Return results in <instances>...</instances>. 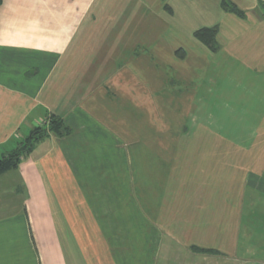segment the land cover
Segmentation results:
<instances>
[{
    "label": "crops",
    "instance_id": "obj_1",
    "mask_svg": "<svg viewBox=\"0 0 264 264\" xmlns=\"http://www.w3.org/2000/svg\"><path fill=\"white\" fill-rule=\"evenodd\" d=\"M227 2L240 14L226 11ZM208 28L217 30L214 52L193 37ZM163 68L176 79H167L171 84L194 83L197 72L213 74L199 76L205 84L215 77L219 82L220 75L222 97L232 100V109L219 113L248 116L253 134L243 143L249 149L246 176L241 188L235 186L240 197L232 251L197 256L264 264V0H1L0 157L49 116L73 131L91 132L112 108L129 103L143 109L164 81ZM255 117L262 122L252 124ZM54 144L51 137L39 143L20 171L0 175V243L13 244V227L22 228L13 244L16 260L24 251L34 255L33 248L40 258L49 255L48 264H64L72 252L74 263L84 257L77 236L63 229L70 224L61 196L73 176L62 169L65 158L56 156ZM232 170L238 180V160ZM42 244L56 250L48 254ZM243 244L253 245V252H240Z\"/></svg>",
    "mask_w": 264,
    "mask_h": 264
},
{
    "label": "rangeland",
    "instance_id": "obj_2",
    "mask_svg": "<svg viewBox=\"0 0 264 264\" xmlns=\"http://www.w3.org/2000/svg\"><path fill=\"white\" fill-rule=\"evenodd\" d=\"M225 55L231 59L230 52ZM238 55L250 59L248 51ZM231 70L230 62L226 71ZM162 72L165 77L155 90L158 93L153 100L143 101V109L129 103L112 108L110 116L98 119L105 121L97 123L96 130L80 132L66 126L69 134L58 137L49 132L55 116L35 127L48 134L42 143L50 137L55 140L56 156L65 158L62 169L73 176L64 182L68 194L61 196L70 224L63 229L77 236L84 257L74 263L72 252L64 264L232 263V259L206 255L231 252L234 246L235 203L240 197L235 186L238 183L241 188L246 176L249 149L243 143L248 135L253 136L247 131L248 116L219 113L232 109V100L222 97L220 75L219 82L215 77L214 83L205 84L199 76L208 74L211 79L213 74L197 72L194 83L171 84L167 82L169 69ZM259 118L251 123L262 122ZM30 154L7 172L20 171ZM236 160L240 163L238 180L232 174ZM219 171L224 176L217 175ZM52 176L55 179V171ZM13 228L16 232L9 236L15 243L21 240L22 228ZM55 234L63 237L61 231ZM11 244L8 239L0 243V251L7 256L1 264H45L49 259L43 252L40 258L39 250L33 248L34 255L24 251L23 260H16L18 251ZM240 248V252H253L251 244ZM41 250L49 254L56 249L54 244H42Z\"/></svg>",
    "mask_w": 264,
    "mask_h": 264
},
{
    "label": "trees",
    "instance_id": "obj_3",
    "mask_svg": "<svg viewBox=\"0 0 264 264\" xmlns=\"http://www.w3.org/2000/svg\"><path fill=\"white\" fill-rule=\"evenodd\" d=\"M1 4V0H0ZM224 8L226 11H230L236 15L240 13L231 5L224 3ZM217 34L216 28L200 29L196 31L193 35L194 39L208 48L210 51L214 52L216 50L215 37ZM50 133L55 134L58 137H63L69 134L68 127L64 125L62 119L58 117H53L49 129ZM48 134H41V129L34 128L28 136L24 138L19 144V147L9 153L8 155H3L0 158V175L6 173L9 170H13L18 167L20 159L23 155H28L33 151L35 145L46 138ZM206 251V250H205ZM213 252V251H206Z\"/></svg>",
    "mask_w": 264,
    "mask_h": 264
}]
</instances>
